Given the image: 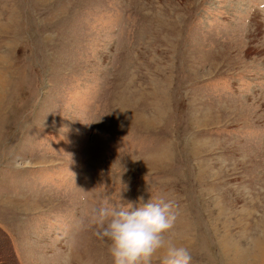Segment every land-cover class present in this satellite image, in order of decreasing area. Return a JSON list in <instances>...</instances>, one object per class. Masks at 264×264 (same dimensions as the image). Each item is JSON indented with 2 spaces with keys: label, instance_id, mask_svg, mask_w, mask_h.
<instances>
[{
  "label": "rangeland",
  "instance_id": "374dc122",
  "mask_svg": "<svg viewBox=\"0 0 264 264\" xmlns=\"http://www.w3.org/2000/svg\"><path fill=\"white\" fill-rule=\"evenodd\" d=\"M139 197L264 264V0H0L2 264H113L90 211Z\"/></svg>",
  "mask_w": 264,
  "mask_h": 264
},
{
  "label": "clouds",
  "instance_id": "9594fccd",
  "mask_svg": "<svg viewBox=\"0 0 264 264\" xmlns=\"http://www.w3.org/2000/svg\"><path fill=\"white\" fill-rule=\"evenodd\" d=\"M138 200H105L90 211L89 224L108 243L113 264H153L157 258L160 264H191L189 249L168 235L178 218L176 204L163 198Z\"/></svg>",
  "mask_w": 264,
  "mask_h": 264
},
{
  "label": "trees",
  "instance_id": "16d2710c",
  "mask_svg": "<svg viewBox=\"0 0 264 264\" xmlns=\"http://www.w3.org/2000/svg\"><path fill=\"white\" fill-rule=\"evenodd\" d=\"M1 241H4V240L1 238ZM10 255H11V256H9V257L11 258V257H12L11 250H10ZM0 261H1V264H2L3 261L1 260V258H0Z\"/></svg>",
  "mask_w": 264,
  "mask_h": 264
}]
</instances>
